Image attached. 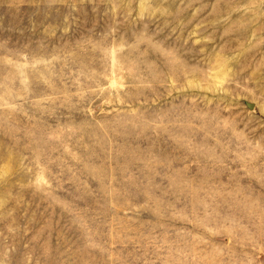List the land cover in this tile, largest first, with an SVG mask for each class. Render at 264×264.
<instances>
[{
	"label": "rangeland",
	"instance_id": "374dc122",
	"mask_svg": "<svg viewBox=\"0 0 264 264\" xmlns=\"http://www.w3.org/2000/svg\"><path fill=\"white\" fill-rule=\"evenodd\" d=\"M0 264H264V0H0Z\"/></svg>",
	"mask_w": 264,
	"mask_h": 264
}]
</instances>
